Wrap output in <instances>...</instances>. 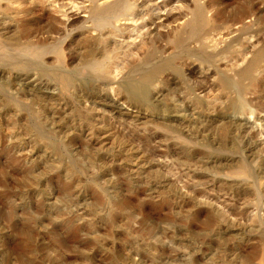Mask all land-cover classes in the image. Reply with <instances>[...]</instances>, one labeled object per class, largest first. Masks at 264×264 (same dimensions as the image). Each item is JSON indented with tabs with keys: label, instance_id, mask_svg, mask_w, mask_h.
<instances>
[{
	"label": "rangeland",
	"instance_id": "374dc122",
	"mask_svg": "<svg viewBox=\"0 0 264 264\" xmlns=\"http://www.w3.org/2000/svg\"><path fill=\"white\" fill-rule=\"evenodd\" d=\"M221 2L222 8L215 15V24L220 30L237 22L238 9L251 7L259 11L264 4V0ZM8 10L15 14V9ZM8 13L0 15V42H3L0 43L3 47H0V264H235L233 255L240 253L244 257V264H260V257L264 254V152L262 154L254 147L264 143V87L258 94L245 92L246 102L242 110V114L252 122L262 114L260 122L255 123L258 128L249 138L255 154L249 152L248 144L241 141L242 138L233 133L228 124L212 125L213 128H208L206 132L208 135L205 132L198 134L200 137L205 134L206 137L196 139V142L206 140L204 143L215 150V155H224L225 160L229 156L226 164L232 165L234 162L236 165L238 159L244 160L248 176L246 180H240L243 186L229 184L228 187L219 174L222 170L215 165H208L207 169L199 166L195 178L191 177L194 176L192 171L195 167L188 166L173 150L174 145L181 144L176 139V133L157 129L161 125L157 126L152 121L111 114L110 118L114 121H105L107 125L109 121L112 122V126L108 127L113 141L116 140L115 145L108 139L111 141L107 143L109 148L101 150L100 146L94 148V144L90 147L89 142L80 137H70L73 142L66 143V139H69L67 134L76 127L78 131L91 126L99 137L96 129L99 127L97 121H102L100 113L105 109L110 111V108L104 104L86 103L85 97L98 96L93 89L84 91L78 88L76 91L73 87L72 93L63 92L58 97V117L52 114L56 106L25 100L15 93L18 72L33 77L37 75L35 78L38 82L52 83L59 89L64 75L85 78L86 53L93 49L95 52L107 49L113 59L125 60L124 74L133 78L151 69L152 65L153 68L157 61L158 64L166 60V51L159 43L149 44L140 54L144 61L139 63L136 58L126 54V49H108L99 42V45L97 42L94 44L87 29L77 26L70 33V41L65 43L62 41L65 36L62 40L49 41L45 45L42 41L40 44L33 41L36 52L40 47L46 55L43 58H23L24 68L17 70L20 59H16L15 52L26 48L27 43L20 36L21 21L13 19L12 14ZM260 13L255 18L257 26L253 36L259 37L260 34L261 47L264 46V11ZM49 25L47 21L42 24L43 27ZM16 45L18 48H14ZM244 50L245 47L239 45L235 51L223 55V59L226 63L236 58L243 60L247 57L243 55ZM60 52L61 56L58 54ZM174 53L182 63L187 58L182 50H174ZM176 60L184 74L182 63ZM189 60L205 67L214 63L203 54ZM259 62L261 64L257 71L264 75V52ZM163 74H167L171 81L160 85L165 95L160 99V106L173 109L176 99L178 101L179 96L196 83H185L181 75L171 70L159 74V81ZM174 81L178 83L174 84ZM213 90L208 94L210 101L215 97L216 101L218 97L224 101L219 87ZM44 106L48 108L44 110ZM213 107L216 109L211 102L202 100V113H206V110L212 113L215 110ZM40 108L45 111V116ZM52 118L56 121L53 122ZM114 134L118 138L124 136V139L119 138V141L124 140L121 144L123 148L119 147ZM71 144L75 148L70 147ZM110 144L114 147L111 148ZM130 149L137 157L132 159L140 158L142 163L137 171L129 170L134 163L126 168L123 164L125 161L122 157L130 159L127 153ZM31 151L33 157L28 156ZM225 163L222 162V165ZM192 188H198L197 196L209 198L217 208L227 212L229 218L221 217L215 207L199 205L191 196L187 197ZM188 207L194 208L190 209L193 213L189 212Z\"/></svg>",
	"mask_w": 264,
	"mask_h": 264
},
{
	"label": "bare ground",
	"instance_id": "6f19581e",
	"mask_svg": "<svg viewBox=\"0 0 264 264\" xmlns=\"http://www.w3.org/2000/svg\"><path fill=\"white\" fill-rule=\"evenodd\" d=\"M221 1L223 0H0V15L4 12L8 13L9 8L15 9V11H13L15 12L14 15L10 13V11L8 14H12L13 19L16 18L21 21L22 31L20 26L17 29H20V32H22L20 35L21 39L27 43V46H24L26 48L17 49V52H15L17 53L16 59H20L17 63V70H22L24 68L23 65L25 64H23V58H43L46 55L43 48L40 47H38L39 49L36 47V52L34 46H32L34 45L33 41L36 40L39 44L40 41H42L43 43H41L45 45L49 41L62 40V38L65 36L66 38L62 40L63 43H65L70 41L69 39L72 37L70 36V33L77 26L87 29L89 32V38L94 44L95 42H99L100 44L107 46L108 49L109 47H112L113 49L118 48L120 50L126 49L128 52L126 54L132 58H136L138 62L144 59V57L140 56V54H142V51L149 44L153 45L154 43H159V45L162 46L167 54L166 57L164 56V59L166 58V60H161V62L159 60L160 63L158 64V61L156 63L154 62L155 66L153 68L152 65L151 69L149 68V70H145L146 72L144 71L139 75L135 72L137 77L133 78L131 75L124 74V71L126 70L125 60L116 57V59H113L112 53L107 49L103 51L101 50L100 52L97 51L98 49L96 50L97 52H95L93 49L92 51L86 53L87 60L85 61L84 69L87 71V74L85 75V78L81 77L80 75L79 77H70L64 75L60 80L61 88L58 89L57 86L52 83L38 82V79L35 78L37 75L33 77L30 74L24 75L22 72H16L17 83L15 86V93L20 95V98L22 97L25 100L31 99L40 101V104L48 106L51 105L54 107L56 106L55 110L53 109L52 114L58 116L59 114L57 115L56 109H58L57 106L59 105L56 104V101H58V97L61 95V93H72L71 90L73 87L76 88V91L78 88L79 90H87L88 88L93 89V93L98 92V96L93 98L85 97L86 103H95L99 105L104 104V106L110 108V111H106L105 109L103 113L99 112L102 114V121H97L99 123L96 122L99 125L98 129H96L99 133V137H97V132L95 133V129L91 126V128L89 127L86 130H84L85 128L82 127L81 129L83 131H77V127L75 126L76 128L74 130H70L69 134H67L68 129L66 130L67 132L65 134L69 136V139H66V143H69L70 141L73 142V139H75L74 137H80L82 139L84 138L83 140L89 142L90 147L93 144L94 148L95 146H100L101 150L105 147H108V139L113 141L114 137L112 138V134H110L111 132L109 131V127L112 126V122L110 123L109 121V125H107L105 120L108 119L114 121L112 118H110L111 114L117 115L118 117L152 121L156 123L157 126L161 125V128L155 126L157 129H165L169 133H176V139L181 144L174 145L173 150L176 155L180 157V159H183L186 164H189L188 166L193 165L195 167L194 171H192L194 176L191 177L195 178V175L197 172H199V166L200 168L207 169L206 166L215 165V167L219 166L218 168L222 170L221 173H218L221 175V179L225 183H228V187L229 184L234 187L236 185L243 186L244 183L241 184L242 182L240 180H246V177L248 176L245 161L238 159L236 165L234 162L232 165L229 163L226 164L225 162L229 161V156L227 157V160H225L223 159L224 155H215V150L204 143L206 140H204V142H196V139H202L206 137L205 134H202L203 136L201 137L198 136V134L204 132L206 133L207 130H209L208 128L211 129L212 125L223 126L228 124L231 128L230 130L235 134L237 133L239 137L243 139H241V141H244V143L248 144L247 148L249 152L253 154L254 149H251L252 146L250 144L251 142L249 141V138H251L253 133H255V128H258V126L255 127V123L261 119L260 115L262 114L258 115L254 119V122H252L251 119L246 118V116L242 114V110L246 102L247 94H245V92H248V94L249 92H253L254 94L256 92L258 94L260 89L264 87V75L258 73L257 71L259 64H261L259 62V57L264 52V46L261 45L260 47V34L259 37L253 36L255 33V26H257L255 24V18L258 17L260 12L264 11V4L262 6L263 8L259 9V7H256L259 9V11H255L256 9H251V7L238 9L236 14L238 15V20L236 19L237 22L235 21L236 23H232V25L229 27H227V25V28L220 30V28H217L215 24V20H217L215 19V15L222 6L221 4H223ZM246 5L247 4L244 6ZM45 21L49 22L51 25H49V27H43L42 24ZM6 24H8V22ZM230 24L231 22L229 25ZM256 34L258 35L257 32ZM262 40H264V38ZM239 45H243L245 47V53L242 54L247 57H244L243 60H240L242 59L240 57H238L240 59H229L232 62L226 63L225 58L223 59V55L225 56L226 53L235 51L238 49ZM0 47H2V45ZM14 48H18L17 45ZM177 49L182 50L187 56L183 63L180 61L181 59L179 60L177 58L178 56L176 57L174 53V50ZM110 51L113 50L110 49ZM61 52L58 53L60 56ZM197 54L207 55L208 58L214 62L213 65L205 67L201 66V64L199 66L198 63L191 62L189 59L194 58ZM242 54L241 56L243 57ZM160 59L162 58L160 57ZM176 59L180 61V64L182 63L181 65L184 74H182L181 67L178 66L179 64H176ZM201 61L203 62V60ZM204 61L206 60L204 59ZM208 62L209 61H207V63ZM168 70H171L176 75H181L182 80L185 83H191V81L192 83H196L193 88H189L187 90L185 89L186 93L184 95L182 94L183 96H179L178 101L176 99L174 102L175 104L172 107L173 109H166L165 106V108L160 106V99L162 96H165L164 89L160 85L162 83L165 84L167 81H171V79L169 76H167V74H163L160 77L161 81H159L158 76H160L159 74H162V72ZM225 73H227V75ZM177 83L178 82L174 81V84ZM216 87H219L221 90L219 93L225 97L224 101H221L222 99L220 100L219 97V100L217 99V101L215 100L216 97L212 98L213 102L210 101L208 94H210V92ZM86 94L87 93H85V95ZM250 96V98L253 99L252 95ZM261 99H263V97ZM202 100L206 101L207 103L211 102V104L215 106L216 109L213 107L215 110L212 109V113H207V110L206 113L205 111L202 113ZM48 106H44L46 107L44 110H46ZM40 111H42V114L44 115L43 112L45 111H43L41 108ZM99 111L101 110L99 109ZM107 115H109V117H107ZM59 119L61 120L62 118L60 117ZM53 122L52 125L56 126ZM57 125L59 124L57 123ZM260 127L261 126H259V128ZM57 130L59 131V129ZM62 130L64 129L62 128ZM194 131L197 132V135ZM77 132H79V135ZM112 132L114 131L112 130ZM117 134L118 133H116V135ZM206 135L208 134L206 133ZM116 137L117 142L120 143L119 147H122L121 144L124 140H119L122 138L124 139V136H121V138L119 137L120 139L118 136ZM115 141H113L111 144L115 145ZM112 145L111 148L114 147H112ZM73 146L71 144L70 147ZM126 147L127 145L125 148ZM89 148L87 147V149ZM254 148L259 149L263 154L264 143H261ZM111 151H113V149ZM127 153L130 154V159L122 157V159L125 161L123 163L125 168L128 167V164L130 165L134 163L129 170L137 171L140 169L142 164L139 160L140 158H138V160H133L137 157L134 155V152L131 149L127 151ZM33 154L34 153L31 151L30 155L28 154V156L33 157ZM127 156L125 155V157ZM263 157L264 156H262V158ZM30 159L31 158H29V160ZM222 162H224L225 165H222ZM112 163H114V160ZM233 164L235 166H233ZM259 166L261 167V165ZM202 175L204 176V174ZM188 178H190V176ZM231 188L232 187H230V189ZM197 194L198 188H194L191 190V194H186V196H191L192 200H194V202L196 201L199 205L215 207L216 212L219 213L221 217H228L229 214L227 212L225 213V211H221L220 207L217 208V206H215L209 198L205 196L200 198L199 195L197 196ZM187 209L189 212H192L190 209L193 210L194 208L190 207L189 209L188 207ZM210 244L209 247H211ZM233 256L234 258H232L237 262V264H244V262H242L244 257L241 255V253L234 254ZM261 258L262 260L260 264H264V254L263 257H260V259Z\"/></svg>",
	"mask_w": 264,
	"mask_h": 264
}]
</instances>
